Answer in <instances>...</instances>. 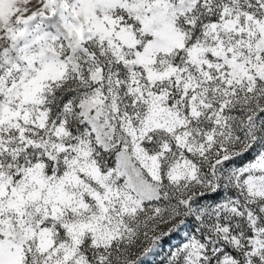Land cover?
<instances>
[{
  "label": "snow or ice",
  "instance_id": "6c2138e0",
  "mask_svg": "<svg viewBox=\"0 0 264 264\" xmlns=\"http://www.w3.org/2000/svg\"><path fill=\"white\" fill-rule=\"evenodd\" d=\"M0 264H264V0H0Z\"/></svg>",
  "mask_w": 264,
  "mask_h": 264
}]
</instances>
